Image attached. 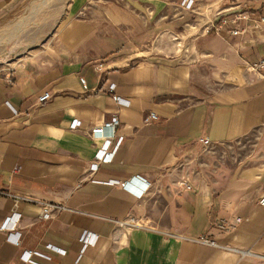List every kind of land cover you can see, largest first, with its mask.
<instances>
[{"label": "crops", "instance_id": "obj_1", "mask_svg": "<svg viewBox=\"0 0 264 264\" xmlns=\"http://www.w3.org/2000/svg\"><path fill=\"white\" fill-rule=\"evenodd\" d=\"M29 1L0 0V18ZM192 2L67 0L47 46L0 66V224L15 206L20 235L0 230V264H29L25 250L46 264H264L239 253L264 255V70L248 68L264 56V0ZM47 203L61 208L45 219Z\"/></svg>", "mask_w": 264, "mask_h": 264}, {"label": "built area", "instance_id": "obj_2", "mask_svg": "<svg viewBox=\"0 0 264 264\" xmlns=\"http://www.w3.org/2000/svg\"><path fill=\"white\" fill-rule=\"evenodd\" d=\"M184 2L186 3V7L191 8L193 6V2L192 0H184ZM220 20L224 23L225 19L221 18L222 13L218 12L217 13ZM250 16V11L249 10H240L236 16H235V21L238 19H248ZM262 21H264V19H262ZM236 31H232V33H235ZM104 65L102 63H98L95 65V69L98 72H102L104 70ZM248 68L250 71L257 73L258 75H260L261 71L264 70V56L259 58L256 61H253L251 63L248 64ZM7 80L10 81V77H7ZM80 81L82 84H84V80L81 77ZM114 89H115V85L113 83L109 84L108 86V90L112 93V98L116 103L119 104H124L126 103L125 100L121 99L119 96L114 94ZM50 97V94L48 92L43 93L42 95H40L37 99L38 103H41L45 100H47ZM156 115L154 113H149L148 115H146L144 117V123H149L151 120L156 119ZM80 122L77 120H73L71 123V127L75 128L77 126H79ZM119 125V120L118 118L114 115L112 116L108 121H105L102 125L94 127L93 129L90 130V134L92 136H97V135H102L103 131L105 129H112L114 131V129ZM121 141V138H118L112 151H108V147H109V139H106L104 144L98 149V151L96 152L95 156H94V162L90 165V168L92 170H95L97 168V165L99 163H103L105 161H109L112 158V155L114 153V150L118 147L119 143ZM199 141L204 145L207 146L209 145V140L205 139V138H200ZM143 184H144V188L141 190H139L138 196H141L142 194H144L146 192V190L149 188L150 183L146 180H142ZM109 184H117L120 185L124 188H129V181H114V180H110L108 181ZM178 186L181 189H189L191 188V186L187 183L186 179H181L178 182ZM259 204L264 205V195H262L259 200H258ZM61 208L60 205H56V204H52V203H47L45 205H43L42 207V214L41 217L42 218H49L51 217L52 213L54 211H57ZM18 220H19V214L16 211V207L14 206L12 208V212L9 216H7L3 222L0 224V230L5 231L7 233V239L11 240L15 245H19V232L17 231L18 228ZM240 222V218H235L233 223H224L223 225H221V227L225 230L233 228L235 223ZM203 240V239H202ZM80 241L82 243V249L84 247H86L89 243H87V236L85 234H83L80 237ZM46 249L50 250V251H54V252H60L62 253L63 251L57 247H54L52 245H46ZM81 249V250H82ZM239 253H241V255H245V256H252L258 259H262L264 260V255H258L256 253L251 252L250 250H240ZM21 259L25 262V263H29V264H46L45 262H42L38 259L47 261L50 259L49 254L42 252V251H37V250H25L21 253L20 255Z\"/></svg>", "mask_w": 264, "mask_h": 264}, {"label": "rangeland", "instance_id": "obj_3", "mask_svg": "<svg viewBox=\"0 0 264 264\" xmlns=\"http://www.w3.org/2000/svg\"><path fill=\"white\" fill-rule=\"evenodd\" d=\"M67 0H30L0 18V66L42 50L55 36Z\"/></svg>", "mask_w": 264, "mask_h": 264}]
</instances>
